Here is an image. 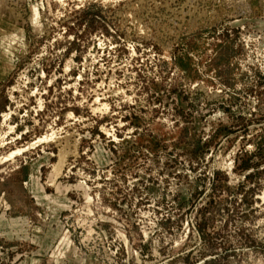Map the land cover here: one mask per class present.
Masks as SVG:
<instances>
[{
    "label": "rangeland",
    "instance_id": "374dc122",
    "mask_svg": "<svg viewBox=\"0 0 264 264\" xmlns=\"http://www.w3.org/2000/svg\"><path fill=\"white\" fill-rule=\"evenodd\" d=\"M0 264H264V0H0Z\"/></svg>",
    "mask_w": 264,
    "mask_h": 264
},
{
    "label": "bare ground",
    "instance_id": "6f19581e",
    "mask_svg": "<svg viewBox=\"0 0 264 264\" xmlns=\"http://www.w3.org/2000/svg\"><path fill=\"white\" fill-rule=\"evenodd\" d=\"M57 175V174H56Z\"/></svg>",
    "mask_w": 264,
    "mask_h": 264
}]
</instances>
